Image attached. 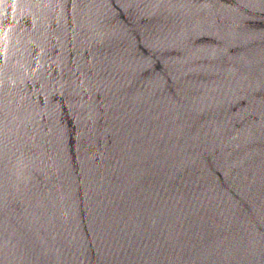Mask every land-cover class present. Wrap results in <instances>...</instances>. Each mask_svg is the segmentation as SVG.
Wrapping results in <instances>:
<instances>
[{"label":"water","instance_id":"obj_1","mask_svg":"<svg viewBox=\"0 0 264 264\" xmlns=\"http://www.w3.org/2000/svg\"><path fill=\"white\" fill-rule=\"evenodd\" d=\"M0 264H264V0H0Z\"/></svg>","mask_w":264,"mask_h":264}]
</instances>
